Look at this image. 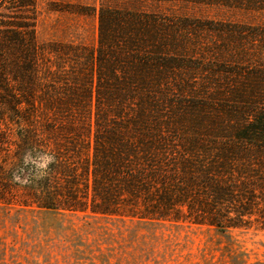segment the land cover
Wrapping results in <instances>:
<instances>
[{"label":"trees","instance_id":"16d2710c","mask_svg":"<svg viewBox=\"0 0 264 264\" xmlns=\"http://www.w3.org/2000/svg\"><path fill=\"white\" fill-rule=\"evenodd\" d=\"M189 3L210 0H100L86 47L39 44L38 0H0V203L264 231V25ZM28 149L55 160L16 183Z\"/></svg>","mask_w":264,"mask_h":264},{"label":"rangeland","instance_id":"374dc122","mask_svg":"<svg viewBox=\"0 0 264 264\" xmlns=\"http://www.w3.org/2000/svg\"><path fill=\"white\" fill-rule=\"evenodd\" d=\"M99 6L100 0H38L39 44L95 46ZM180 13L264 25V0L181 4ZM14 194L11 205L0 203V264H264V231L254 227L219 232L188 222L42 210L22 205L29 196L21 188Z\"/></svg>","mask_w":264,"mask_h":264},{"label":"clouds","instance_id":"9594fccd","mask_svg":"<svg viewBox=\"0 0 264 264\" xmlns=\"http://www.w3.org/2000/svg\"><path fill=\"white\" fill-rule=\"evenodd\" d=\"M55 156L50 151H35L28 149L23 153L22 166L12 176L16 183L28 184L33 179H40L47 174Z\"/></svg>","mask_w":264,"mask_h":264}]
</instances>
